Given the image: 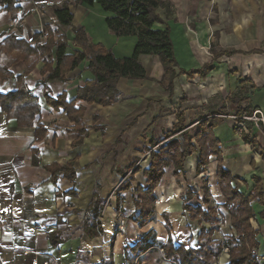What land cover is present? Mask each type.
Returning <instances> with one entry per match:
<instances>
[{"label":"crops","instance_id":"0c3cea01","mask_svg":"<svg viewBox=\"0 0 264 264\" xmlns=\"http://www.w3.org/2000/svg\"><path fill=\"white\" fill-rule=\"evenodd\" d=\"M162 1L166 7L159 15L171 28L178 63L171 90L162 85L164 69L156 56L140 58L147 79H120L118 101L107 107L77 100L78 90L96 79L88 70L87 59L66 75L65 83L47 81V75L41 73L43 59L27 74L26 64L20 61L10 69L12 78L0 80V93L8 94L19 89L21 78L40 105L35 127H21L0 109V264H172L158 247L137 255L126 251L127 246H135L156 231L164 220L167 225L175 224L184 247L190 244L196 248L202 225L184 213L183 192L177 201L176 190L164 182L170 168L155 191L157 220L140 229L128 218L135 211L133 193L138 186L147 187L143 172L155 149L152 143L161 142L173 130L178 114L184 115L187 131L206 119L221 118L214 135L223 151V166L235 178L233 184L245 195L254 190V177L264 184V152H257L264 147V131L253 126L254 143L249 145L243 141L245 135H237L232 120H228L230 106L238 116L254 110L264 115V0H211L212 4L210 0ZM62 2L21 0L19 13L22 20L26 17V23L19 26L11 22L9 13H0V44L10 35L32 42L36 34L45 43L47 26L56 22L53 8ZM72 12V27L57 30L68 39L67 54L77 50L74 30L83 28L90 43L102 45L117 58L133 55L137 39L112 34L105 22L108 15L98 6L77 5ZM214 54L222 55L213 62ZM212 62L213 69L206 76L180 74V70L196 71ZM64 93L68 103L76 101V108L85 109L83 135L64 109L47 104L46 96L56 100ZM227 95L234 102L227 100L224 105L221 100ZM212 101L215 107L210 108ZM221 113L224 116L218 115ZM39 126L46 130L41 139L35 136ZM198 162L199 153L189 157L184 173L198 177ZM70 163L74 179L63 173L54 177L49 169ZM137 167L142 170L134 174ZM209 170L216 179L215 157H211ZM133 175L132 189L119 193V187ZM212 190L220 195L216 187ZM159 194L170 197L165 208L160 209ZM96 199L102 201L97 219L102 234L91 237L83 225L94 222L90 209ZM119 199H123L126 211L127 225L122 233L117 231L122 217H118ZM252 208L255 217L250 225L258 233L254 247L264 255V220L260 217L264 206L254 202ZM175 237L166 232L161 239L166 243Z\"/></svg>","mask_w":264,"mask_h":264},{"label":"trees","instance_id":"16d2710c","mask_svg":"<svg viewBox=\"0 0 264 264\" xmlns=\"http://www.w3.org/2000/svg\"><path fill=\"white\" fill-rule=\"evenodd\" d=\"M20 2L21 0H0V13H9L11 22L16 26L22 22L19 13ZM77 5L88 8L98 6L103 13L108 15L105 22L112 34L117 37H135L137 44L133 55L130 58H117L102 45L90 43L83 28L74 30V45L77 50L71 55L67 54L68 39L65 34H60L57 30L72 27L74 21L72 7ZM165 7L162 0H63L62 4L53 8L56 22L47 26L45 43L41 41V36L36 34L32 42L10 35L0 44V80L6 81L12 78L13 74L10 69L20 61L26 64L27 74L36 67L40 59H43L45 66L41 73L47 75V81L65 83L67 82L66 75L87 59L89 61L88 70L96 79L87 82L83 88L78 90L77 100L85 101L90 105L97 104L107 107L118 101L117 83L120 79H147L140 58L156 56L164 69L162 85L165 89L171 90L173 81L178 76L175 70L178 63L171 38V28L159 15V10L165 9ZM166 18H169L168 14ZM157 25L166 27L157 28ZM54 48L56 49L55 54L53 53ZM221 55L214 54L213 62ZM213 62L196 71L180 70V74H185L189 78L196 74L206 76L213 69ZM19 81L21 85L17 91L8 94L0 93V109L7 114L9 119H15L21 127H35L36 119L40 114L38 98L27 90L22 84L21 78ZM66 99L65 93L56 100L46 96L47 104L55 109H64L69 119L75 122L78 131L83 135L82 119L85 109L76 108V101L68 103ZM177 118L178 123L173 130L166 133L161 142L152 143V147L155 149L150 152V164L143 172L147 187L138 186L133 193L135 211L128 218L140 229L153 223L156 219L157 198L155 191L165 176V171L168 168H174V175H181L184 172L187 159L193 154L199 153L198 175L207 171L211 157L216 158V176L225 198L223 208L231 216V228L235 236H231L224 243L214 240L213 236L218 230L217 226L223 223L218 206L208 204V189L204 191L205 207L193 206L191 204L193 192L188 189L181 197L183 211L189 215L191 221H198L202 225L198 237V248L175 245L171 239L166 243L158 244L150 232L135 246H127L126 251L137 255L150 247H158L162 251L164 259L172 264H213L214 260L219 258L223 250L227 248L230 264H260L250 251L257 245L256 237L258 235L257 231L252 229L250 220L255 217L252 203L258 202L264 206L263 182L254 177L255 187L250 195H245L238 186L233 184L235 178L223 166V151L219 140L214 135V130L222 122L221 118L214 117L201 121L192 131L186 130L183 114H178ZM45 133L46 130L39 126L36 128L35 136L41 139ZM81 141L79 140L78 143ZM243 141L249 145L254 143L248 135L243 136ZM162 143L165 145L159 147ZM49 169L54 177L61 173L71 179L75 177L73 163L66 167L55 166L49 167ZM141 170V167H137L134 174ZM134 181L133 175L129 181H125L119 187L118 192L131 190ZM122 203L123 199H119L118 211L122 216H125L126 211L122 208ZM101 204V200H95L90 209L94 222L90 225H83L84 232L91 237H98L102 234L100 222L97 221ZM260 217L264 220V211L260 213ZM206 225H209L210 228L207 229Z\"/></svg>","mask_w":264,"mask_h":264},{"label":"rangeland","instance_id":"374dc122","mask_svg":"<svg viewBox=\"0 0 264 264\" xmlns=\"http://www.w3.org/2000/svg\"><path fill=\"white\" fill-rule=\"evenodd\" d=\"M210 3L212 4L213 2H211V0H210ZM22 23H26V17H25V19L22 20ZM212 49H213V44H211L210 52H212ZM227 100H231V102H232L234 100V98H230L229 95H227V96H225L223 98V100H221V102L224 103V105H226L227 104L226 103ZM228 104H230V103H228ZM213 107H215V106H214V102L212 101L210 103V108H213ZM230 109H231V111L228 114V117H229L228 120H230V121L232 120L231 122L233 123V130H234L236 128V126H237L238 118L241 117V116L236 115V110L233 111V107L232 106H230ZM221 110L225 111V108H223ZM232 112H235V114L232 113ZM223 114H225V113H221V115H223ZM235 118H237V119H235ZM245 126H246V129H247L248 133L247 134L246 133H242L239 136L242 137L243 135H248L249 137H251V140H254V138L251 136V134L253 133V130H252L253 124L252 123H247V125H245ZM259 129H261V128H259ZM235 133L237 134L238 132L235 131ZM258 150H261V147H259ZM258 150H257V152H258ZM210 160H211V158H210ZM170 169H169V176L167 177L166 181H164V182L168 181L167 183H171V185L173 186V189L176 190V194L174 196L176 197L177 201H179V200L181 201L180 196H181L182 192L184 194L188 189H191L192 192H193L192 193L193 199L191 200V204L193 206H195V207L200 206V207L204 208L205 207V205H204V200H205L204 191L206 189H208V191H209V202H208V204L210 206H215V207L218 206V210L222 214L221 218L223 220V223L222 224L220 223L217 226L218 230H217V232H215V234L213 236V239L218 241V242H223L224 243L231 236H235V233H234V231L231 228V216L223 208V205L225 204V198H224V195H223V193L221 191V188L219 186L218 178L215 179V177H213L212 173L209 170V167H208L207 171H205L203 173V176L201 178H200V175L198 177H196L195 174H191V176H190L187 173L185 174L184 172L181 175H179V176H175L174 175V168H170ZM229 169H231V168H229ZM238 185H240V184H238ZM213 187H216L218 189L220 195L216 191L217 195L213 196L215 194V193H213L214 190H212ZM159 193H160V191H159ZM159 197H161V199H160L161 203H159L160 209H161V207L165 208V205H166V203H168V200H169L170 197L169 198L168 197L165 198L163 195H160V194H159ZM156 213L157 214H156L155 221L157 220V216L159 215L158 212H156ZM164 214H167V213H164ZM119 216H122V215L119 213L118 217ZM125 216H122V217L125 218ZM168 218H169V220H171L169 215H168ZM164 222H165V220L162 221V223H161L162 225L157 226L156 231L151 232L152 237L155 238V241L158 244L163 243L164 241H163V239H161L162 234H165L166 232L171 234V232H172V233H174V235H176L175 241H172V242L175 245L179 244V245L183 246L182 243H184L183 242L184 240L180 238L178 233L175 231L176 229L174 230L175 224L170 223V225L169 224L167 225ZM209 228H210V226L208 225L207 229H209ZM193 245L194 246L197 245L196 241L193 242ZM188 246L192 247V245H190V244H188ZM196 248H198V245L196 246ZM157 250L160 251V248H158ZM160 252L162 253V251H160ZM217 260H218V258L216 260H214V262H217Z\"/></svg>","mask_w":264,"mask_h":264},{"label":"built area","instance_id":"2783aa9c","mask_svg":"<svg viewBox=\"0 0 264 264\" xmlns=\"http://www.w3.org/2000/svg\"><path fill=\"white\" fill-rule=\"evenodd\" d=\"M232 118V117H231ZM233 119V118H232ZM237 119V118H235ZM234 120V119H233ZM247 123H252L254 128H261L262 131H264V115L260 110H254L249 115L241 116L238 118L237 126L234 129L237 131L238 135H241L242 133H248L246 126ZM264 152V147L261 148V150H258V153L261 154ZM127 223L124 218L119 219V225L117 227V231L119 233H122L125 230ZM251 253L253 256L256 257V259L259 261L260 264H264V255H261L256 247H252L250 249ZM222 255V256H221ZM219 256L217 262H214L213 264H230V255H229V250L225 248L223 252ZM35 264V263H34Z\"/></svg>","mask_w":264,"mask_h":264},{"label":"bare ground","instance_id":"6f19581e","mask_svg":"<svg viewBox=\"0 0 264 264\" xmlns=\"http://www.w3.org/2000/svg\"><path fill=\"white\" fill-rule=\"evenodd\" d=\"M215 196V195H214Z\"/></svg>","mask_w":264,"mask_h":264}]
</instances>
